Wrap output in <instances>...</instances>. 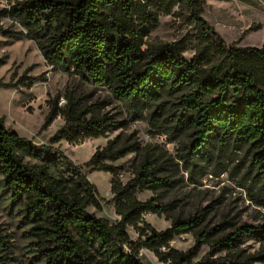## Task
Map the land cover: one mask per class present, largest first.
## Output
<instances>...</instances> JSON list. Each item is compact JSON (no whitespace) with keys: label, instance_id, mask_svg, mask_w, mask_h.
<instances>
[{"label":"trees","instance_id":"obj_1","mask_svg":"<svg viewBox=\"0 0 264 264\" xmlns=\"http://www.w3.org/2000/svg\"><path fill=\"white\" fill-rule=\"evenodd\" d=\"M207 1L8 0L9 7L0 10V36L34 41L53 70L107 88L132 119L176 143L172 156L134 134L116 136L96 149L84 170L56 144H79L112 131L117 123L101 114L103 102L88 104L71 89L50 98L42 130L58 117L64 125L47 144L9 129L0 117V192L22 216L39 264H150L143 262L142 249L165 264L264 260V253L242 247L245 239H263L264 226L228 231L226 220L208 225L210 210L185 217L177 214L178 199L167 200L179 185L173 175L180 164L191 179L209 173L212 165L211 174L218 175L227 171L225 160L242 150L249 160L242 177L264 206V44H228L203 16ZM163 15H175L190 29L171 42L152 37ZM6 17L22 29L4 28ZM45 80L26 74L15 83L0 78V88ZM129 153L136 154L133 175L123 182L118 175L125 165L116 162ZM94 171L112 175L110 198L89 179ZM144 191L152 196L141 200ZM103 202L114 204L117 222L88 210L102 209ZM146 214L164 215L171 225L159 231ZM185 233L194 237L193 246L174 248L172 241ZM11 237L0 227V264L17 260ZM204 246L208 250L198 258Z\"/></svg>","mask_w":264,"mask_h":264},{"label":"rangeland","instance_id":"obj_2","mask_svg":"<svg viewBox=\"0 0 264 264\" xmlns=\"http://www.w3.org/2000/svg\"><path fill=\"white\" fill-rule=\"evenodd\" d=\"M7 7H9L8 0H0V10ZM203 16L228 44L237 43L241 46L256 47L264 44V0H208ZM1 23L6 29H22L18 24L13 25V20L7 17L3 18ZM188 29L190 28L182 24L175 15H163L159 26L151 36L171 42L179 39ZM0 40V78L3 81L9 82L13 79L15 83L24 74L46 78L45 81L34 83L32 87L20 85L10 89L0 88V117L5 119L9 129L17 131L37 144L50 143V138L64 125V120L58 117L47 129L42 130L49 111L47 101L71 89L75 90L77 95L85 97L88 104L103 102L101 114L113 116L117 123V126L106 136L87 138L79 144H70L65 140L57 143L56 146H59L75 163L84 166L96 149L105 146L108 140L131 134L138 137L142 144L158 143L170 155L175 156L176 143L169 141L167 137L164 139L161 135H153L145 122L132 119L121 102L107 88L95 87L82 82L77 76L53 70L35 42L26 37L16 39L1 35ZM192 54L193 51H188L186 56L190 58ZM64 102L65 100L61 99L60 104ZM236 152L225 160L227 171L218 175L211 174V170H214L212 165L209 167V173L191 179L188 171L180 164L178 171L173 175L180 180L179 185L167 198V200H179L177 214L187 217L208 209L210 210L208 225H218L226 220L231 223L228 231L243 224L264 226V206L256 201L258 194L252 182L242 177L249 164L248 156L242 150ZM135 159L136 154L129 153L116 162L125 165L122 172L123 182H127L132 177V164ZM83 169L87 170V167L84 166ZM215 170L219 171L220 167ZM112 178V175L105 171H94L89 175L100 195L106 199L112 196ZM240 182H244L246 187H242ZM151 196L150 191L138 194L141 200ZM88 210L107 218L111 223L119 219L113 203L103 202L102 209L89 207ZM21 218L18 210L0 192V227L3 228L4 233L12 235L11 240L17 259L14 263L39 264L37 252L33 249L31 239L25 235L26 228L21 224ZM144 219L159 231L171 225V220L164 215L146 214ZM129 233L133 239H137L138 235L133 228H129ZM171 244L176 249L187 250L193 246L194 237L190 233H185L177 236ZM242 247L248 253H264V238L245 239ZM207 250L208 247L204 246L198 258ZM141 257L144 263L165 264L148 249L141 250ZM255 264H264V260Z\"/></svg>","mask_w":264,"mask_h":264},{"label":"built area","instance_id":"obj_3","mask_svg":"<svg viewBox=\"0 0 264 264\" xmlns=\"http://www.w3.org/2000/svg\"><path fill=\"white\" fill-rule=\"evenodd\" d=\"M62 100H64V99L62 98ZM161 137L164 138V139H166V136H165V135H161ZM118 177L122 180V178H123V173L121 172V173L118 175Z\"/></svg>","mask_w":264,"mask_h":264}]
</instances>
